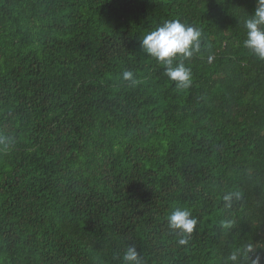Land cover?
<instances>
[{"label": "trees", "instance_id": "trees-1", "mask_svg": "<svg viewBox=\"0 0 264 264\" xmlns=\"http://www.w3.org/2000/svg\"><path fill=\"white\" fill-rule=\"evenodd\" d=\"M256 0H0V264H264ZM200 29L178 88L144 35ZM131 71L135 83L124 80ZM231 200L225 201V195ZM230 205V206H229ZM197 225L179 244L168 216Z\"/></svg>", "mask_w": 264, "mask_h": 264}, {"label": "clouds", "instance_id": "clouds-1", "mask_svg": "<svg viewBox=\"0 0 264 264\" xmlns=\"http://www.w3.org/2000/svg\"><path fill=\"white\" fill-rule=\"evenodd\" d=\"M246 39L244 46L258 58L264 60V0H256L254 13L244 21ZM202 33L200 29L182 23L180 20H168L155 30L144 35L141 40L143 51L165 65V75L177 82L178 88H188L192 83V73L186 67L183 59H188L200 50ZM182 57L174 66V59ZM123 79L135 83L134 74L131 71L123 73ZM225 201L231 200V194L225 195ZM230 206V205H229ZM197 225V220L187 209L177 208L168 216V226L178 231L179 244L184 245L188 241L186 236L191 234ZM252 252L251 246L238 249L231 254L229 260L232 264H238L242 257H247ZM251 264H261L262 257L254 255ZM123 264H144V259L135 246H129L122 256Z\"/></svg>", "mask_w": 264, "mask_h": 264}]
</instances>
